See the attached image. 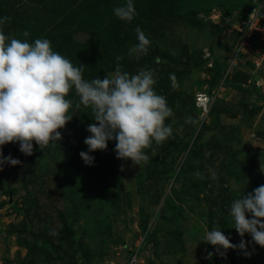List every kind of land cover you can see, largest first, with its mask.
<instances>
[{"label":"rangeland","instance_id":"obj_1","mask_svg":"<svg viewBox=\"0 0 264 264\" xmlns=\"http://www.w3.org/2000/svg\"><path fill=\"white\" fill-rule=\"evenodd\" d=\"M248 1L134 0L129 23L113 14L124 0H0L4 34L49 39L85 80L117 63L130 74L152 70L173 130L141 165L117 158L115 140L85 164L79 153L95 121L70 90L72 118L54 147L33 142L25 155L18 142L2 146L21 163L0 170V264H128L135 253L136 264H264L247 233L250 255L221 256L201 241L217 226L239 244L227 209L264 184V0ZM137 26L150 42L139 58L128 55Z\"/></svg>","mask_w":264,"mask_h":264},{"label":"clouds","instance_id":"obj_2","mask_svg":"<svg viewBox=\"0 0 264 264\" xmlns=\"http://www.w3.org/2000/svg\"><path fill=\"white\" fill-rule=\"evenodd\" d=\"M113 14L130 23L135 15L134 0H124L113 8ZM6 19L0 17V26ZM135 31L137 43L128 49V55L139 58L147 54L150 42L139 26ZM22 35L28 37L29 33L24 31ZM82 73L83 67L53 50L49 39L36 38L29 43L0 30V170L5 164L21 163L11 155H3L2 146L8 142H18L25 155L33 153V142L42 150L58 143L62 138L58 129L72 118L69 114L72 102L67 98L70 90L79 98L76 107L82 104L90 109L95 121L86 126L90 133L84 139L87 151L79 153L85 164L94 162L91 152L105 150L108 141L115 140L117 158L141 165L149 159L146 148L153 142L160 145L172 135L171 124L165 123L172 109L165 97L155 91L152 70L141 68L130 74L117 63L103 78L89 81ZM170 80L175 87L174 76ZM186 122L194 121L187 117ZM260 171L264 174V162ZM227 212L232 227L242 238L239 244L232 243L217 226L205 230L201 241L215 246L221 256L228 249L237 248L250 255L243 239L246 233L250 242L264 247V220L260 219L264 218V184L233 199ZM213 254L208 252L206 258Z\"/></svg>","mask_w":264,"mask_h":264},{"label":"built area","instance_id":"obj_3","mask_svg":"<svg viewBox=\"0 0 264 264\" xmlns=\"http://www.w3.org/2000/svg\"><path fill=\"white\" fill-rule=\"evenodd\" d=\"M254 9L252 11V14L258 13V11L254 10ZM251 21H252L251 19L247 21V28L252 29V22ZM208 102H209V96L206 95V93L199 92L196 94V104L202 110L206 111V107H207ZM137 260H138L137 254L135 253V254H133L131 259L129 260L128 264H136Z\"/></svg>","mask_w":264,"mask_h":264},{"label":"trees","instance_id":"obj_4","mask_svg":"<svg viewBox=\"0 0 264 264\" xmlns=\"http://www.w3.org/2000/svg\"><path fill=\"white\" fill-rule=\"evenodd\" d=\"M241 2H243V3H249V6L248 7H251L252 6V4H250L251 2H249L248 0H241Z\"/></svg>","mask_w":264,"mask_h":264}]
</instances>
